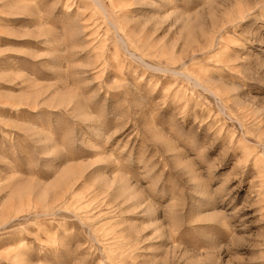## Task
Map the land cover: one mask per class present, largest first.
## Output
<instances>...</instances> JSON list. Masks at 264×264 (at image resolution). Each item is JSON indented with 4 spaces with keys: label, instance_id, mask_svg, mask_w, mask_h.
Returning a JSON list of instances; mask_svg holds the SVG:
<instances>
[{
    "label": "rangeland",
    "instance_id": "rangeland-1",
    "mask_svg": "<svg viewBox=\"0 0 264 264\" xmlns=\"http://www.w3.org/2000/svg\"><path fill=\"white\" fill-rule=\"evenodd\" d=\"M0 264H264V0H0Z\"/></svg>",
    "mask_w": 264,
    "mask_h": 264
}]
</instances>
